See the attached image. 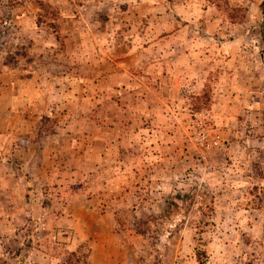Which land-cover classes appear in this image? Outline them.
<instances>
[{"label":"rangeland","instance_id":"rangeland-1","mask_svg":"<svg viewBox=\"0 0 264 264\" xmlns=\"http://www.w3.org/2000/svg\"><path fill=\"white\" fill-rule=\"evenodd\" d=\"M13 69L0 264H264V0H0Z\"/></svg>","mask_w":264,"mask_h":264},{"label":"crops","instance_id":"crops-1","mask_svg":"<svg viewBox=\"0 0 264 264\" xmlns=\"http://www.w3.org/2000/svg\"><path fill=\"white\" fill-rule=\"evenodd\" d=\"M16 72V70H8V72L7 73H4V74H0V80L1 79H3L2 77L4 76V77H6V78H8L9 79V77H10V79H12V81L9 83V87L10 88H12V89H15V88H18L19 89V91H20V93H19V96H18V99H20V100H23V101H26L25 103H24V105H28V103L29 104H31V101L32 100H29V99H31V98H27L26 97V91H27V87H29V85H27L26 83H21V84H18V82H14V79H15V77H14V73ZM2 81V80H1ZM20 87H19V86ZM3 85H1V87H0V91H2L3 89H4V87H2ZM22 87H25L26 88V90L25 89H23ZM24 91V92H23ZM26 92V93H25Z\"/></svg>","mask_w":264,"mask_h":264}]
</instances>
